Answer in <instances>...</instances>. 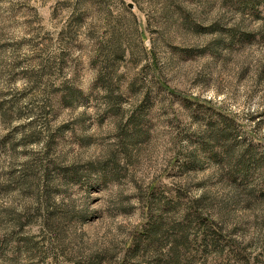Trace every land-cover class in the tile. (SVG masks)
<instances>
[{"label":"rangeland","instance_id":"obj_1","mask_svg":"<svg viewBox=\"0 0 264 264\" xmlns=\"http://www.w3.org/2000/svg\"><path fill=\"white\" fill-rule=\"evenodd\" d=\"M198 216L186 263L264 264V0H0V264Z\"/></svg>","mask_w":264,"mask_h":264},{"label":"trees","instance_id":"obj_2","mask_svg":"<svg viewBox=\"0 0 264 264\" xmlns=\"http://www.w3.org/2000/svg\"><path fill=\"white\" fill-rule=\"evenodd\" d=\"M246 170H248L247 164L240 169L241 172ZM165 220L163 217L153 220L148 230L141 237L136 238L134 245L125 255L123 264H194L188 258L189 262L186 263L182 254L189 251L192 244L190 234L195 229H198L200 239L196 241L201 242L203 253L209 252L210 247H220V241L215 238L209 244V229L201 216L196 217L195 220L185 217V223L175 219L172 226ZM100 261L101 259L89 261L87 264H100Z\"/></svg>","mask_w":264,"mask_h":264},{"label":"water","instance_id":"obj_3","mask_svg":"<svg viewBox=\"0 0 264 264\" xmlns=\"http://www.w3.org/2000/svg\"><path fill=\"white\" fill-rule=\"evenodd\" d=\"M130 8L133 9L134 8L133 5H130Z\"/></svg>","mask_w":264,"mask_h":264}]
</instances>
